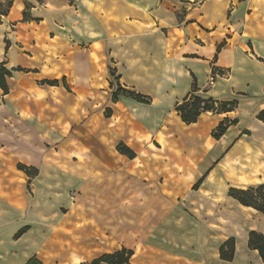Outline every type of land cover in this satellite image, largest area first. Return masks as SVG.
Listing matches in <instances>:
<instances>
[{
  "label": "crops",
  "instance_id": "crops-1",
  "mask_svg": "<svg viewBox=\"0 0 264 264\" xmlns=\"http://www.w3.org/2000/svg\"><path fill=\"white\" fill-rule=\"evenodd\" d=\"M2 64L12 76L9 93L0 88V163L21 158L38 168L31 193L24 178L0 185L4 264L32 257L63 264L64 236L73 257L84 236H94L97 227L110 231L92 210L105 214L133 204L134 245H122L137 257L152 256L158 264H264L248 245L251 231L264 234V214L228 195L230 187L264 183V123L257 119L264 110V0H15L0 21ZM109 81L112 94L121 86L151 102L123 94L109 101L104 120L118 137L114 150L107 154L90 138L89 153L80 154L82 147L70 139L76 127L67 128L64 115ZM194 83L196 95L236 100V108L185 124L176 105L193 93ZM225 118L237 123L216 139L213 130ZM120 142L134 159L117 151ZM110 158L123 165L112 167ZM38 180L43 205L52 204L41 215L32 204ZM118 184L125 193L107 198ZM74 189L76 198L70 197ZM68 206L90 220L83 232L74 215L73 230H63L58 211ZM192 228L205 232L195 242ZM229 238H235V256L225 261L219 247Z\"/></svg>",
  "mask_w": 264,
  "mask_h": 264
},
{
  "label": "rangeland",
  "instance_id": "rangeland-1",
  "mask_svg": "<svg viewBox=\"0 0 264 264\" xmlns=\"http://www.w3.org/2000/svg\"><path fill=\"white\" fill-rule=\"evenodd\" d=\"M8 2L9 0H0V10L6 11L8 8ZM62 85L65 87V89L69 90L68 84L66 81L62 80ZM103 84V83H102ZM112 81H109L108 83H105V86L102 85L96 86V94L94 96H91L90 99H87L85 97H81L77 101V104H75L73 107L72 114L64 115V121L67 128H70L72 125L73 128L76 127L75 131H71L70 139L73 141L74 145H79V147H82V151L80 154H88L90 151L89 146L87 145V139L95 138L97 141V144L101 145L100 147L105 151L107 154H111V151L114 150V144L118 140L117 135L115 136L113 131L110 129L106 130V123L104 118L107 116V110L109 108L106 107L108 102L113 101L112 100V92L110 89L113 87ZM43 85H49V84H43ZM115 87V86H114ZM60 98V97H59ZM75 99V98H74ZM59 102V100H58ZM65 102V101H64ZM55 103V102H54ZM65 111L67 108V103L65 104ZM55 111V110H54ZM62 120V119H60ZM116 122L121 123V120H117ZM115 124H112L111 127L114 128ZM79 127L80 130L78 129ZM84 128V130L82 129ZM76 148V147H75ZM78 149V148H76ZM81 159V158H80ZM112 159V167H119L123 163L118 160V158H110ZM3 163H0V185L3 187L5 184L6 178H9L15 182H20L23 180L26 182L27 185V193H31V186L30 181L31 178L25 174L22 170L18 169V164H24L21 160V158H15V163L13 162V158H2ZM140 160V159H139ZM137 162V161H136ZM140 162V161H139ZM28 166V165H27ZM19 171H22L23 174ZM37 188L35 190V198L32 200L33 205H37L40 212V215L43 214V212H51L52 211V204L46 203L43 205V190L40 188L43 187V183L38 180L37 182ZM96 187L100 185L99 183H95ZM84 186V185H83ZM87 187V185H85ZM83 187V191H86V187ZM78 188V187H77ZM117 193H125V189L120 186V184L116 185L115 188L107 191L106 197L112 198ZM79 194L78 189H74L70 192V197L76 198ZM135 196V193L131 194ZM129 208L119 209L118 211L115 210H109L106 211L105 214H100V212H97L96 210H92V213L96 218H98L101 222H103L110 231L101 230V228L97 227L95 231L94 236L87 235L83 237V241H80L79 246L80 250L77 256L69 257V253L71 251V248H69L71 245V242L69 241L70 238H68V235L64 236L62 240H60V245H63V253L65 255H62L61 263L63 264H80L81 262L89 261L93 259L94 257L106 253V252H112L116 249H120L123 245V242L125 241L130 244L132 241L134 243V232L136 230V214L137 210L135 207V204L128 206ZM43 209V211H42ZM74 215V219L71 218ZM58 216L64 217L65 221L69 223L67 226L63 224V230H69L72 231L75 223L77 226L80 225L81 229L80 231L83 232L82 228L86 226L89 219L85 218V212L79 209H72V207L68 206L67 208H62L60 211H58ZM71 219L75 221L74 224H71ZM90 221V220H89ZM66 231V232H67ZM192 228V232L190 233L189 239L192 242H195L196 239L199 236L204 235V231L202 230L200 235H198ZM179 231H174V235H179ZM78 238V236H77ZM81 238V236H79ZM80 240V239H79ZM62 241V242H61ZM131 243V244H133ZM134 245V244H133ZM69 248V249H68ZM208 252L209 246L206 248ZM135 252V251H134ZM144 253V251H143ZM52 256L50 253H48L47 257ZM140 256V257H139ZM138 257L134 254L132 257L130 264H158L159 261L154 259L152 256H146L139 255ZM144 257V258H142ZM5 259H0V264H4L3 262ZM45 264H50L48 260Z\"/></svg>",
  "mask_w": 264,
  "mask_h": 264
},
{
  "label": "trees",
  "instance_id": "trees-1",
  "mask_svg": "<svg viewBox=\"0 0 264 264\" xmlns=\"http://www.w3.org/2000/svg\"><path fill=\"white\" fill-rule=\"evenodd\" d=\"M15 0H9L8 8L6 11L0 10V21L3 16H6L11 7L13 6ZM31 5L26 4L24 10V19H28V10H30ZM17 70H23L22 68H17ZM111 74L112 69L110 70ZM12 76V72L8 70L4 64L0 65V88L4 92V94L9 93V85L8 79ZM64 81V79H63ZM42 84H49V85H59L58 80H43L41 81ZM197 91V86L193 84V93L189 96L184 98V100L176 105V110L181 117V120L185 124H192L197 122L198 118L201 114L205 112H212V113H226L233 111L237 106V101H219L215 100L211 97L205 98L199 95H196L195 92ZM123 94L129 97L134 98L138 102L141 103H150L151 99L148 96L142 95L132 90H127L118 86L116 91L112 94V100L117 101L118 95ZM111 115V110H107V117ZM257 119L264 123V110H261L257 114ZM237 123V119H229L225 118L216 128L213 130V137L219 139L222 135L225 134L227 129L231 125H235ZM116 149L119 153L126 155L130 159H134L136 153L128 147L123 142H120ZM18 169L22 170L27 174L28 177L33 178L38 174V168L34 166H27L25 164H18ZM200 183V182H199ZM198 183V184H199ZM198 184L195 186L197 187ZM228 195L235 200H237L240 204L248 207H252L259 211L260 213L264 214V183L256 185V186H249L247 188H236L230 187L228 190ZM24 230L18 232L17 236H20ZM248 245L251 249L257 250L262 261L264 262V234L258 231H251L249 234ZM235 247L236 241L235 238H229L225 242H223L219 247V255L222 260L225 261H232L235 256ZM135 252L132 249L121 247L120 249H116L112 252H106L98 255L97 257L93 258L92 260L81 262L80 264H130L132 257L134 256ZM26 264H41V262L32 257Z\"/></svg>",
  "mask_w": 264,
  "mask_h": 264
}]
</instances>
